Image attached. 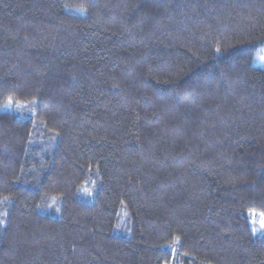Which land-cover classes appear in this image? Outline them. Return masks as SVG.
<instances>
[{
  "label": "trees",
  "instance_id": "trees-1",
  "mask_svg": "<svg viewBox=\"0 0 264 264\" xmlns=\"http://www.w3.org/2000/svg\"><path fill=\"white\" fill-rule=\"evenodd\" d=\"M263 51L264 0H0V264H264Z\"/></svg>",
  "mask_w": 264,
  "mask_h": 264
},
{
  "label": "rangeland",
  "instance_id": "rangeland-1",
  "mask_svg": "<svg viewBox=\"0 0 264 264\" xmlns=\"http://www.w3.org/2000/svg\"><path fill=\"white\" fill-rule=\"evenodd\" d=\"M261 58H264V51H263V54H261L259 57H257V59H256V64H255V65L264 68V60H262ZM250 214H255V219H256V221H258V223H259L258 226L253 225V228H255V229L257 230L256 233H257V234H260V235H264V230H261V229H260V219H261V215H259V214H261V213L256 212V211H251V212H249V216H250V218H251V220H252V215H250ZM0 223H2V222H0ZM2 224H3V223H2ZM253 228H252V229H253Z\"/></svg>",
  "mask_w": 264,
  "mask_h": 264
},
{
  "label": "snow or ice",
  "instance_id": "snow-or-ice-1",
  "mask_svg": "<svg viewBox=\"0 0 264 264\" xmlns=\"http://www.w3.org/2000/svg\"><path fill=\"white\" fill-rule=\"evenodd\" d=\"M216 51L219 52L220 49L217 48ZM261 59L264 60V58H261ZM11 103H12V101L9 100V101H8V104L10 105ZM250 215H252V221H251V222H252L253 224H255V223H256L255 214H250ZM260 215H261V219H260V229H261V230H264V213H261ZM256 231H257V230H256L255 228L252 229L253 234H255Z\"/></svg>",
  "mask_w": 264,
  "mask_h": 264
}]
</instances>
